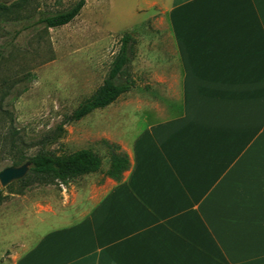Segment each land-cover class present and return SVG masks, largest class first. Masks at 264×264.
<instances>
[{
	"label": "crops",
	"instance_id": "0c3cea01",
	"mask_svg": "<svg viewBox=\"0 0 264 264\" xmlns=\"http://www.w3.org/2000/svg\"><path fill=\"white\" fill-rule=\"evenodd\" d=\"M141 4L166 16L179 102L19 264H264V0Z\"/></svg>",
	"mask_w": 264,
	"mask_h": 264
},
{
	"label": "rangeland",
	"instance_id": "374dc122",
	"mask_svg": "<svg viewBox=\"0 0 264 264\" xmlns=\"http://www.w3.org/2000/svg\"><path fill=\"white\" fill-rule=\"evenodd\" d=\"M78 1L0 4V173L45 151L66 155L87 149L103 161L100 171L68 186L35 182L21 193L20 181L0 184V264H19L46 232L76 220L92 189L108 181L109 145L130 144L180 99L178 77L173 79L172 68L163 66L175 58L165 15L137 13L143 0H86L64 26L38 23ZM127 34L134 40V55L124 78L133 80L135 88L71 120L103 85Z\"/></svg>",
	"mask_w": 264,
	"mask_h": 264
},
{
	"label": "trees",
	"instance_id": "16d2710c",
	"mask_svg": "<svg viewBox=\"0 0 264 264\" xmlns=\"http://www.w3.org/2000/svg\"><path fill=\"white\" fill-rule=\"evenodd\" d=\"M85 4L86 0H79L69 10L43 16L38 20V23L43 24L47 28L64 26L72 22L80 14ZM133 41L130 35L124 36L122 47L113 61L103 85L93 96L79 106L72 115L71 120H80L96 109L109 106L121 95L135 88L136 84L133 80L124 78L126 67L134 55ZM118 79H120V82H116ZM109 147L111 149L110 167L106 176L120 182L124 178V174L130 169L131 162L128 155L122 151L119 145L110 144ZM28 162H30L31 168L28 174L19 180L23 183L21 193L35 182L42 185L58 183L68 186L81 176L100 171L103 164L100 156L87 149L66 155H56L45 151L31 157ZM3 201L4 197L0 188V205Z\"/></svg>",
	"mask_w": 264,
	"mask_h": 264
},
{
	"label": "water",
	"instance_id": "95a60500",
	"mask_svg": "<svg viewBox=\"0 0 264 264\" xmlns=\"http://www.w3.org/2000/svg\"><path fill=\"white\" fill-rule=\"evenodd\" d=\"M31 168L30 162H26L21 166H11L0 173V184L6 187L12 182L23 179Z\"/></svg>",
	"mask_w": 264,
	"mask_h": 264
}]
</instances>
